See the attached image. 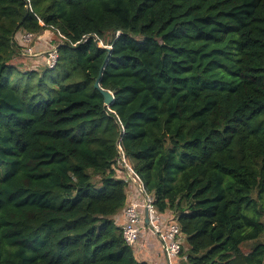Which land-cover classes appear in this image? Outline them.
Here are the masks:
<instances>
[{"label":"trees","instance_id":"trees-1","mask_svg":"<svg viewBox=\"0 0 264 264\" xmlns=\"http://www.w3.org/2000/svg\"><path fill=\"white\" fill-rule=\"evenodd\" d=\"M45 30L55 66L12 64ZM117 146L183 264H264V0H0V264H147Z\"/></svg>","mask_w":264,"mask_h":264},{"label":"built area","instance_id":"built-area-1","mask_svg":"<svg viewBox=\"0 0 264 264\" xmlns=\"http://www.w3.org/2000/svg\"><path fill=\"white\" fill-rule=\"evenodd\" d=\"M47 31L50 30H45L39 35H34L30 32H21L19 35L20 43L22 46L28 45L23 49V52H21L22 55H36L33 51V44L39 41ZM42 39L43 38H41V40ZM47 44L48 42L46 41V45ZM57 47V44H53L46 47L44 50V54L47 53V56L44 57L45 65L49 69L53 68L56 64L58 56ZM117 147V165L120 169L119 176L127 183L128 186L131 187L135 197L137 196L136 200L132 199L125 202L122 209L124 221L121 223L120 227L124 241L128 245H133L139 239L140 232L138 225L142 220L140 209H144L148 217V226L160 241L166 258L169 260L174 256H178L181 249L180 230L178 225L174 220H169L166 223L161 220L160 213L154 205L153 196L146 192L145 187L139 181L133 169L131 161L125 157L120 147ZM152 219L154 220L153 222Z\"/></svg>","mask_w":264,"mask_h":264},{"label":"crops","instance_id":"crops-1","mask_svg":"<svg viewBox=\"0 0 264 264\" xmlns=\"http://www.w3.org/2000/svg\"><path fill=\"white\" fill-rule=\"evenodd\" d=\"M39 48L41 47L39 46ZM39 48L37 49L38 51ZM40 52L41 51L37 52V55L33 58L34 60L33 59L31 60H33L34 62L39 61L40 65H45L43 63L45 58L44 56H42V53ZM22 59L29 62L26 57H22ZM13 60H19V57H16ZM15 64H17L20 69L22 68V64L20 62ZM126 191H127L126 202L132 199L134 200L137 199V196L135 197V194L130 186L127 185ZM140 215L142 219L140 224L138 225L140 236L139 239L133 245H131L135 258L139 261H144L147 264H183L184 257L182 256H174L169 260L166 258L160 241L157 239V237L153 234V232L150 230L148 226V217L146 220L145 219L146 213L144 209H140ZM160 217L164 223H166L169 220H173L170 212L160 213ZM115 221L118 222L119 224L123 223L124 216L122 210L120 211V213H118L115 216ZM153 221L154 220L152 219V222ZM183 239H184L183 237H180V242H182Z\"/></svg>","mask_w":264,"mask_h":264},{"label":"rangeland","instance_id":"rangeland-1","mask_svg":"<svg viewBox=\"0 0 264 264\" xmlns=\"http://www.w3.org/2000/svg\"><path fill=\"white\" fill-rule=\"evenodd\" d=\"M42 34V33H41ZM19 35H20V33H18V34H16L15 36H16V39H19ZM52 36H54V34L51 32V31H47V32H45V34L41 37V38H43L42 40H41V38H40V40L38 41V42H36V43H34L33 44V51L36 53V55H37V52H39V51H41L40 53H42V56H47V53H45L44 54V50H45V48L46 47H44V46H42L43 44L46 46V41L48 42L49 41V38H52ZM109 37L107 36L106 37V39H108ZM18 42H20V39L18 40ZM33 43V42H32ZM32 43H31V45H32ZM39 43H41V44H39ZM99 44L101 45L102 43L101 42H99ZM41 47V48H39V46ZM28 45H25V46H22V44H21V49H18V52L20 53V52H23V49L24 48H26ZM39 48V51L37 50ZM36 55H34V56H30V55H27L26 57H27V59H28V61L29 62H27V61H25L24 59H22V57H20L19 58V60H13L12 61V64H14L15 65V63H18V62H20L21 64H22V68H21V70L22 71H31V70H34V71H36V69H37V71L40 73L41 72V70H43L45 67H46V65H40L39 63V61L38 62H34L33 60V58L36 56ZM31 59H33V60H31ZM36 63V64H35ZM44 64H45V60H44V62H43ZM261 242H264V235H262L261 237H260V239H259ZM258 242V241H257ZM251 246V243H247V244H245L244 246H243V249L246 251L249 247Z\"/></svg>","mask_w":264,"mask_h":264},{"label":"water","instance_id":"water-1","mask_svg":"<svg viewBox=\"0 0 264 264\" xmlns=\"http://www.w3.org/2000/svg\"><path fill=\"white\" fill-rule=\"evenodd\" d=\"M104 47H105V46H104ZM105 48L109 49V47H105ZM102 70H103V65H102V66L100 67V69H99V74H98V76L95 78L93 86H94V88L97 89V90L101 93V95L103 96V102H104V105L109 106V105L112 104L114 98H113V94H112V92H111L110 90L103 89V88L100 87V85H99V80H100V75H101ZM145 213H146V211H145ZM145 219L147 220V213H146Z\"/></svg>","mask_w":264,"mask_h":264}]
</instances>
